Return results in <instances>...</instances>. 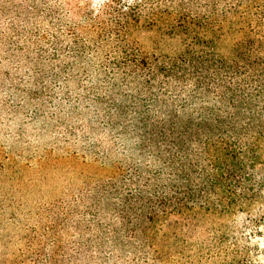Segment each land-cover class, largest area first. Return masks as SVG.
<instances>
[{
	"label": "rangeland",
	"instance_id": "rangeland-1",
	"mask_svg": "<svg viewBox=\"0 0 264 264\" xmlns=\"http://www.w3.org/2000/svg\"><path fill=\"white\" fill-rule=\"evenodd\" d=\"M132 1L0 0V264H50L52 253L53 264H195L173 253L146 262L110 241L100 249L95 227H77L132 169L159 168L134 126L138 106L163 112L148 100L159 88L128 64L136 46L149 57L178 43L154 50L158 25L125 35L117 15Z\"/></svg>",
	"mask_w": 264,
	"mask_h": 264
},
{
	"label": "trees",
	"instance_id": "trees-1",
	"mask_svg": "<svg viewBox=\"0 0 264 264\" xmlns=\"http://www.w3.org/2000/svg\"><path fill=\"white\" fill-rule=\"evenodd\" d=\"M262 1L135 0L119 10L125 35L158 25L154 50L161 39L178 45L173 55L149 57L136 46L130 59L142 86L159 88L148 100L163 112L138 106L134 118L159 168L132 169L109 186L111 204L90 207L77 227L96 228V247L110 241L151 263L173 253L195 264H264Z\"/></svg>",
	"mask_w": 264,
	"mask_h": 264
}]
</instances>
